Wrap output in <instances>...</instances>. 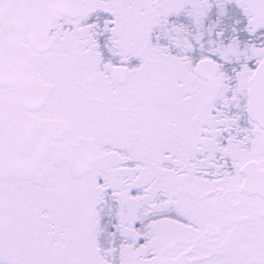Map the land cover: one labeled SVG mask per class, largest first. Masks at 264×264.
<instances>
[{"label":"snow or ice","instance_id":"obj_1","mask_svg":"<svg viewBox=\"0 0 264 264\" xmlns=\"http://www.w3.org/2000/svg\"><path fill=\"white\" fill-rule=\"evenodd\" d=\"M0 264H264V0H0Z\"/></svg>","mask_w":264,"mask_h":264}]
</instances>
